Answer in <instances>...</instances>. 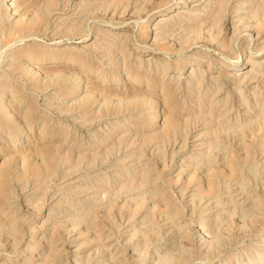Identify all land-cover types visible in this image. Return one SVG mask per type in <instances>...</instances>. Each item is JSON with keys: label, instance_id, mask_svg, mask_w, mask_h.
Listing matches in <instances>:
<instances>
[{"label": "rangeland", "instance_id": "374dc122", "mask_svg": "<svg viewBox=\"0 0 264 264\" xmlns=\"http://www.w3.org/2000/svg\"><path fill=\"white\" fill-rule=\"evenodd\" d=\"M192 1L0 0V264H264V0Z\"/></svg>", "mask_w": 264, "mask_h": 264}, {"label": "bare ground", "instance_id": "6f19581e", "mask_svg": "<svg viewBox=\"0 0 264 264\" xmlns=\"http://www.w3.org/2000/svg\"><path fill=\"white\" fill-rule=\"evenodd\" d=\"M189 1H191V0H189ZM193 2V4L190 6V8L191 9H195V8H197L198 6H201L202 5V3H203V0H193L192 1ZM177 8H175V7H172V6H170V7H168V13H172V12H175V13H173V14H175L176 16H177V14H182V12L180 13L179 11H175ZM166 14V13H165ZM160 15V14H159ZM168 15V14H167ZM175 15H171L170 16V18H174L175 17ZM177 18V17H176ZM164 21V20H163ZM164 23H166V22H164ZM165 25V24H164ZM163 26V25H162ZM240 64H233L232 65V67L238 72L237 73V76H239V77H243L244 75H246V71H242V69H240ZM208 215H209V213H207Z\"/></svg>", "mask_w": 264, "mask_h": 264}]
</instances>
